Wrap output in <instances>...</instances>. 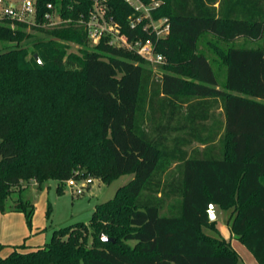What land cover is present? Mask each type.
Wrapping results in <instances>:
<instances>
[{
  "label": "trees",
  "instance_id": "1",
  "mask_svg": "<svg viewBox=\"0 0 264 264\" xmlns=\"http://www.w3.org/2000/svg\"><path fill=\"white\" fill-rule=\"evenodd\" d=\"M142 1L160 2L152 14L168 18V37L146 30V19L132 27L139 13L126 0L105 4L129 42L151 40L163 55L160 77L110 36L68 54V42L88 44L82 20L94 0H37L39 18L52 3L70 21L33 26L52 38L35 43L29 58L20 47L32 37L29 25L13 29L10 18L0 20V211L17 194L12 209L31 226L34 208L23 192L32 181L57 180L62 193L77 170L108 183L134 174L97 205L89 225L55 230L44 245L14 247L0 264H241L210 221L211 204L232 209L231 231L264 264V0ZM206 34L262 41L222 54L223 88L198 51ZM102 232L115 242L103 241Z\"/></svg>",
  "mask_w": 264,
  "mask_h": 264
},
{
  "label": "rangeland",
  "instance_id": "2",
  "mask_svg": "<svg viewBox=\"0 0 264 264\" xmlns=\"http://www.w3.org/2000/svg\"><path fill=\"white\" fill-rule=\"evenodd\" d=\"M8 1H15V0H5L4 3L0 4V20L6 18L3 14L2 8ZM37 4V0H35ZM54 9V18L51 20L54 23H50L48 21L39 18L38 15L34 16H25L26 21L24 23L28 24L29 26L25 28V30L32 34V37L28 40L23 41L20 44V47H24L28 49L30 55L28 58L34 53L35 51V43L40 41H47L52 37L34 29L33 26L43 27L45 29L53 28L62 26L66 22L70 21V19H64L57 10V7L53 5ZM96 14L99 16L98 22V29L95 26V31L102 30V27H109L112 26V18L113 16L109 14L107 6L105 4H100L96 7ZM154 17V25L160 27L159 30L161 35H164L165 32L163 30L161 18ZM9 18V17H7ZM90 18V17H89ZM84 19V22L88 21ZM11 19V18H10ZM11 27L13 29H17L21 21L11 19ZM83 23V22H82ZM151 23V21H150ZM84 24V23H83ZM81 24V25H83ZM94 28V27H93ZM88 30V29H87ZM109 30L107 34L102 35L110 36V41L116 43V45L120 44V39L116 37L117 32L113 31V34ZM110 32V33H109ZM168 37V35H167ZM100 34L98 37H92L89 34V40L87 45L79 44L77 42L70 41L68 42V54H80L81 49L89 48L94 49L95 46L101 41ZM262 41L258 40H250L246 38H238L235 40L228 41L224 38H220L213 34H206L203 35L200 39L198 44V51L204 52L210 59L213 64L214 70L217 74L219 80V87L223 88L226 82V66L223 63V56L224 52H226L230 47H258L261 45ZM4 50L3 43L0 42V52ZM142 57V56H141ZM143 58V57H142ZM146 60V59H145ZM164 63V62H163ZM158 63H146V66L152 69L157 77H160L164 72L162 68V64ZM218 112H221V108H217ZM197 146V143H194ZM200 147V145H199ZM1 158V157H0ZM177 166L176 164H172L171 172H176ZM79 174V177L73 178L74 181L78 184V187L69 186V181L64 183V191L59 193L57 190L58 181L57 180H48L44 182L42 185H39L36 181H32L25 191L23 192V198L30 202L34 208V214L32 216V223L31 226L29 225L27 218V226L30 232L28 233L27 244L33 246H40L44 245L45 243L49 242L53 236L55 230H60L67 226L76 225V223L84 222L86 224H90L92 214L97 207L98 204L104 203L110 199H112L118 188L128 183L133 177L134 174H125L120 176L119 178L115 179L113 182L108 183L103 181L100 177L95 175L85 173V170H77L76 175ZM170 174V173H169ZM177 174V172H176ZM17 194L14 197L9 198L7 201V207L13 204V201L17 198ZM217 206V227L219 229V235L225 238L226 240L230 241L232 247L236 250V252L240 255L241 264H258L250 251L247 250L245 246H243L240 240H235L233 237L235 236L231 231L229 225V219L232 214V209L224 210ZM170 207L169 203H166L164 208L162 209V213H169ZM24 213V212H23ZM25 214V213H24ZM26 217V216H25ZM5 220L0 218V242L3 243L0 245V256L6 257L8 256L11 251H8L9 248L7 247V243L5 238H7L8 232L5 229ZM34 227V228H32ZM33 229V231L31 230ZM205 233L210 235H217L215 231L212 232L208 228L203 229ZM92 230H90L91 232ZM93 241L92 235L89 233V245H91ZM127 245L131 248L136 246V242L132 240L126 241ZM5 244V245H4ZM240 246V250L238 248ZM245 249V250H244ZM246 253V255L242 252ZM245 262V263H244Z\"/></svg>",
  "mask_w": 264,
  "mask_h": 264
},
{
  "label": "built area",
  "instance_id": "3",
  "mask_svg": "<svg viewBox=\"0 0 264 264\" xmlns=\"http://www.w3.org/2000/svg\"><path fill=\"white\" fill-rule=\"evenodd\" d=\"M107 0H94V8L90 14V18L88 21L84 22L87 29H88V34L92 37H98L100 34V38H102V35H106L109 30L117 32L116 37L120 39V44L117 46H122L126 47L129 49L136 50L143 58H145L147 61L151 63H162L164 61V57L162 54L157 53L155 51L154 44L151 40L147 41H142V40H136L134 42H129L125 36L120 34V27L118 23L115 21L114 18H112V26L109 29V27H102V30H97L95 31V26L96 28L98 27V19L99 16L96 14V7L99 6L100 4H105ZM5 0H0V4L4 3ZM134 9L136 12L139 13V15L136 17L135 20L131 22L132 27H135L138 23L143 22L145 19L147 20L146 25L144 28L146 30H151L152 32H155L158 37L166 38L167 35L170 33V23L168 21L167 17H161L162 21V26L163 30L165 32L164 35H161V32L159 30L160 27H157L154 25V17L152 14V9L157 8L160 5L159 1H153L150 4L144 3L142 0H126ZM106 6V4H105ZM48 11L45 13L44 18L46 21L50 23H54L51 21L54 18V9H53V4L49 3L47 5ZM3 14L13 20H18L21 22H25V16H34L37 14V6L35 3V0H15V1H8L5 3V5L2 8ZM151 21V23H150ZM94 27V28H93ZM98 29V28H97ZM110 33V32H109ZM111 44H115L113 41H110ZM69 186L72 187H78V184L74 181V179L68 180Z\"/></svg>",
  "mask_w": 264,
  "mask_h": 264
},
{
  "label": "crops",
  "instance_id": "4",
  "mask_svg": "<svg viewBox=\"0 0 264 264\" xmlns=\"http://www.w3.org/2000/svg\"><path fill=\"white\" fill-rule=\"evenodd\" d=\"M12 205H10V207H7L5 212L0 211V218H3L5 220V223H6L5 229H7V232L9 235V236H7V238H5V241L8 244L7 247L9 248L8 251L12 252L14 247H17V246L23 245V244L26 245V247H28V248L36 247V246L30 245V244H27L28 233L30 232V230L28 229V226H27L25 214L21 211L13 210ZM215 208H216V212H217V206L216 205H215ZM32 228H34V227H32ZM31 230L33 231V229H31ZM233 239L236 240L237 238L234 236ZM1 244H3V243L0 242V245ZM243 246H245V245L243 244ZM238 248L240 250V246H238ZM247 250L249 251L248 248H247ZM242 252L244 253V251H242ZM244 254L246 255V253H244ZM241 260H242V258H241ZM256 262H257V260H256Z\"/></svg>",
  "mask_w": 264,
  "mask_h": 264
},
{
  "label": "water",
  "instance_id": "5",
  "mask_svg": "<svg viewBox=\"0 0 264 264\" xmlns=\"http://www.w3.org/2000/svg\"><path fill=\"white\" fill-rule=\"evenodd\" d=\"M36 58L38 59V61H41L40 57L38 54H35ZM209 219L210 221H215L217 219V213H216V208L214 204H211L210 206V210H209ZM100 238L103 241H111V242H115V240L113 238H111L110 236L106 235L105 233H101L100 234Z\"/></svg>",
  "mask_w": 264,
  "mask_h": 264
}]
</instances>
